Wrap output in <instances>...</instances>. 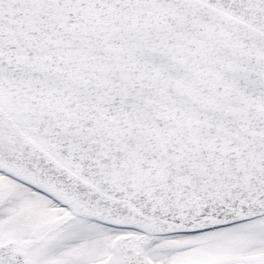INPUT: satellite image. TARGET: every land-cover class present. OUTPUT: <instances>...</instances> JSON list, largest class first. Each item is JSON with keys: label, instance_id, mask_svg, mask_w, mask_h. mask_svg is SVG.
Returning <instances> with one entry per match:
<instances>
[{"label": "snow or ice", "instance_id": "obj_1", "mask_svg": "<svg viewBox=\"0 0 264 264\" xmlns=\"http://www.w3.org/2000/svg\"><path fill=\"white\" fill-rule=\"evenodd\" d=\"M0 264H264V0H0Z\"/></svg>", "mask_w": 264, "mask_h": 264}]
</instances>
